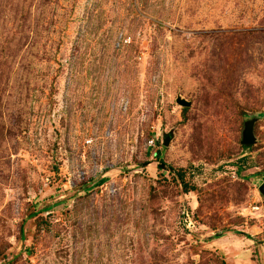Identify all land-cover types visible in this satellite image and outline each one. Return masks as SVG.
<instances>
[{
  "label": "rangeland",
  "instance_id": "rangeland-1",
  "mask_svg": "<svg viewBox=\"0 0 264 264\" xmlns=\"http://www.w3.org/2000/svg\"><path fill=\"white\" fill-rule=\"evenodd\" d=\"M263 185L264 0H0V264H264Z\"/></svg>",
  "mask_w": 264,
  "mask_h": 264
},
{
  "label": "water",
  "instance_id": "water-1",
  "mask_svg": "<svg viewBox=\"0 0 264 264\" xmlns=\"http://www.w3.org/2000/svg\"><path fill=\"white\" fill-rule=\"evenodd\" d=\"M183 106L186 107H190V104L186 103V102H181ZM256 140L254 137V133H253V123L249 124L248 126V130L246 133V138L244 141L245 145H253L255 144ZM261 192L264 194V185L261 187Z\"/></svg>",
  "mask_w": 264,
  "mask_h": 264
},
{
  "label": "trees",
  "instance_id": "trees-1",
  "mask_svg": "<svg viewBox=\"0 0 264 264\" xmlns=\"http://www.w3.org/2000/svg\"><path fill=\"white\" fill-rule=\"evenodd\" d=\"M158 159L161 161V153H158Z\"/></svg>",
  "mask_w": 264,
  "mask_h": 264
}]
</instances>
